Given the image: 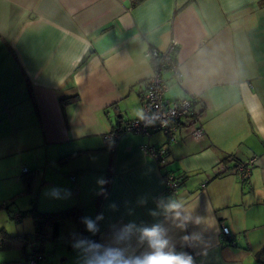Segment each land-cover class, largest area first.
<instances>
[{
    "label": "crops",
    "instance_id": "0c3cea01",
    "mask_svg": "<svg viewBox=\"0 0 264 264\" xmlns=\"http://www.w3.org/2000/svg\"><path fill=\"white\" fill-rule=\"evenodd\" d=\"M137 1L0 0V159L17 157L14 180L35 170L39 191L61 190L44 203L49 209L34 202L38 210L76 207L80 232L102 243L111 224L155 222L149 210L170 196L162 195V173L171 170L183 176L176 196L206 221L187 231L172 226L176 250L195 264H257L254 255L264 245V0ZM170 40L177 41L182 80L165 73V98L196 97L204 135L180 129L168 142L160 132L126 130L106 137L141 116V82L152 71L144 53ZM141 144L164 146V164L145 156ZM227 154L254 159L247 182L230 171L216 175ZM101 212L105 220L92 235L82 218ZM221 224L233 242L221 240ZM33 228L34 221L21 234ZM193 232L201 240L189 246L181 237ZM50 235L46 227L40 264L52 261L45 250ZM132 246L137 254L146 250L135 240ZM19 252L0 248V264H23Z\"/></svg>",
    "mask_w": 264,
    "mask_h": 264
},
{
    "label": "built area",
    "instance_id": "2783aa9c",
    "mask_svg": "<svg viewBox=\"0 0 264 264\" xmlns=\"http://www.w3.org/2000/svg\"><path fill=\"white\" fill-rule=\"evenodd\" d=\"M131 3L135 0H129ZM168 47L159 49L149 47L145 51V57L151 61V74L141 82L140 98L142 103V114L139 117L131 118L123 126L115 127L112 133L106 135L110 139H117L123 131H131L149 137L153 133L164 134L168 142H175L177 133L180 129L188 130L194 138L204 135V128L200 125L199 101L194 96L180 97L176 99H166L165 92L169 88L168 79L164 78L165 73L169 72L177 83L182 80L179 61L175 56L177 41L170 40ZM164 146H153L141 144L140 151L158 165L164 164L166 157ZM253 159L240 162L235 171L241 183L248 177L253 167ZM224 169V166H222ZM221 170V169H220ZM163 175V192L166 195H175L179 191L180 178L171 170L165 169ZM205 182L200 184L204 186ZM18 214H16V217ZM219 235L222 241L233 239L230 229L221 224ZM35 240L28 244L30 250L25 264H40L46 260V255L33 249ZM232 242V241H231Z\"/></svg>",
    "mask_w": 264,
    "mask_h": 264
},
{
    "label": "clouds",
    "instance_id": "9594fccd",
    "mask_svg": "<svg viewBox=\"0 0 264 264\" xmlns=\"http://www.w3.org/2000/svg\"><path fill=\"white\" fill-rule=\"evenodd\" d=\"M97 183L101 187L99 194L103 195V186L107 181L101 178ZM60 191L53 189L51 194L59 198ZM140 203H146V200L142 199ZM109 207L113 211L117 209L115 204ZM194 212L195 207H190L184 196L178 197L173 193L168 197L159 198L156 208L149 210V215L156 218L155 222L138 224L129 221L111 224L109 240L103 243L75 234L72 247L78 251L81 264H195L191 254L176 250L170 237L172 226L187 231L189 224L199 225L206 222ZM104 220V213L101 212L95 218L83 217L82 223L88 233L96 235L100 232V225ZM133 240L137 246L146 245V250L137 254L132 246ZM181 240L192 246L201 240V235L193 232L183 235Z\"/></svg>",
    "mask_w": 264,
    "mask_h": 264
},
{
    "label": "rangeland",
    "instance_id": "374dc122",
    "mask_svg": "<svg viewBox=\"0 0 264 264\" xmlns=\"http://www.w3.org/2000/svg\"><path fill=\"white\" fill-rule=\"evenodd\" d=\"M23 154L28 155L27 152H24ZM16 158L10 155L0 159V202L9 203L8 204L9 209L11 210L10 212H8L5 208L0 209V227H4L3 229L6 230L8 234L21 233L22 230L25 229L26 231H31L32 230L31 227H33L32 218L29 216H25L21 218V220L19 221L18 218L16 217V214H18L19 211H25L26 209L32 207L33 204H31L32 203L31 199L33 200V202L38 203L37 206L40 204L41 208L49 209L50 206L49 205L45 206V204L49 203V200L52 197L51 191L53 190V188H56L55 185H50L44 188L43 190L39 191L41 180L39 179L40 178L39 176L38 178L36 176L33 190L29 193L24 192V187L21 181L14 180L12 176L14 173L12 168L14 167V164L16 162ZM253 163H255L254 159H253ZM219 165L220 166L218 170L221 169V172L223 173L230 171L234 173L237 176L238 180L240 181L238 177V173L235 171V167L237 165L234 167H228L229 165L226 163H219ZM222 166H224V169H222ZM250 175H251V170H250V174L243 182H247L248 179L250 178ZM67 190L68 189L65 187L64 191L67 192ZM60 207L61 209H63L62 207H68V206H60ZM77 225L78 224L74 216L69 217L63 222V226L61 228L57 242H53L49 239L45 241V250H48L52 256V258L50 259L52 260L50 264H81L78 251L72 247V241L74 235L75 234L81 235L80 229L79 227H77ZM85 234L88 237L90 236L86 232Z\"/></svg>",
    "mask_w": 264,
    "mask_h": 264
},
{
    "label": "trees",
    "instance_id": "16d2710c",
    "mask_svg": "<svg viewBox=\"0 0 264 264\" xmlns=\"http://www.w3.org/2000/svg\"><path fill=\"white\" fill-rule=\"evenodd\" d=\"M74 97H75L74 99L75 101L78 97L77 95H75ZM166 155H167V150H166ZM240 162H243V160L237 159L236 156H234L233 154H227L219 161V163L228 164L229 165L228 167H234ZM34 171L35 170H29L28 172L22 173L21 181H23L24 183V192L29 193L33 190L35 184ZM222 173L223 172L219 170L217 171L216 175H220ZM178 177L181 179L178 186L181 187L180 185L182 184L183 176H178ZM162 195L168 196L164 192H162ZM31 201H32L31 204H33L32 207L26 209L25 211H19L17 218L20 221L21 218L25 216L31 217L32 220L34 221L33 232L31 233L25 232L22 234L21 233L8 234L7 231L3 229L4 227H0V248H11L14 246H18L20 249L19 253H21V255L24 258L23 264H25V260L29 256L30 250L28 249L27 246L32 240L36 241L35 247H33V249L38 252L42 251V249L39 246L40 243L39 241L42 242L47 237L46 227L51 229L50 239H56V237L59 235L63 222L67 218L74 216V218L77 219L78 222H80L79 210L76 207H68L58 211H41L37 209L32 199ZM8 204L9 203L7 202H0V209L5 208L8 212H10L11 210L9 209ZM81 233H82L81 235L86 236L82 231V229H81ZM88 238L95 240L94 236L92 237L89 236ZM224 241L233 242V239L224 240ZM254 256L257 264H264V245L261 246V248L257 251V253H255Z\"/></svg>",
    "mask_w": 264,
    "mask_h": 264
}]
</instances>
